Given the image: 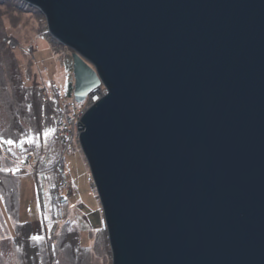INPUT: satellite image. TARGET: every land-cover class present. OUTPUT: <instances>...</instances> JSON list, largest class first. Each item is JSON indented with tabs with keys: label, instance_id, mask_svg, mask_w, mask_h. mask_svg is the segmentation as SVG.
<instances>
[{
	"label": "water",
	"instance_id": "1",
	"mask_svg": "<svg viewBox=\"0 0 264 264\" xmlns=\"http://www.w3.org/2000/svg\"><path fill=\"white\" fill-rule=\"evenodd\" d=\"M72 52L113 264H264V0H21Z\"/></svg>",
	"mask_w": 264,
	"mask_h": 264
},
{
	"label": "rangeland",
	"instance_id": "2",
	"mask_svg": "<svg viewBox=\"0 0 264 264\" xmlns=\"http://www.w3.org/2000/svg\"><path fill=\"white\" fill-rule=\"evenodd\" d=\"M73 81L72 52L50 36L44 14L24 8L20 0H0V137L18 142L0 146V264H113L79 131L68 152L57 133L61 113L70 115L63 93ZM71 99L76 101L74 93ZM45 130L52 131L45 136ZM33 137L35 142L28 143ZM55 139L60 156H66V192L72 196L50 234L45 209L52 208L51 180L39 176L54 167L56 153L50 151ZM19 142L28 146L21 149ZM31 149L36 150L35 159L28 154ZM37 235L43 239H32Z\"/></svg>",
	"mask_w": 264,
	"mask_h": 264
},
{
	"label": "trees",
	"instance_id": "3",
	"mask_svg": "<svg viewBox=\"0 0 264 264\" xmlns=\"http://www.w3.org/2000/svg\"><path fill=\"white\" fill-rule=\"evenodd\" d=\"M74 78V77H73ZM73 93H74V81L70 82L68 84V88L66 90V92L63 93V96L65 98H67L68 100L73 97ZM55 135V134H54ZM56 141V145L53 146V150L50 152H55L56 153V158L53 160V164L54 167L52 169H45L42 170L39 177H44L45 181H50L47 182L49 185V198L51 199L52 203V208L50 207L49 209L46 208V215L49 217L48 220L46 219L45 222H48L51 225V231L50 234H52L54 232V228H55V224L59 221L60 219V210L63 209L64 204H69L70 203V198L72 195H68V192H66L68 189V185L66 182V173L64 171V164H65V157H61L60 156V146L58 145L57 140ZM27 145L28 143H24V146ZM31 145V144H30ZM8 147H12L13 145ZM21 147V149L25 148V147ZM36 147V145H34ZM30 149V148H29ZM36 151V150H35ZM34 149L29 150L28 154H30L34 159L37 157V155L35 154ZM27 154V156H28ZM47 161V156L43 155V158L41 159V165L45 166V163ZM51 161V160H50ZM49 163V162H48ZM46 178H51L46 180ZM52 211V212H51ZM53 222L55 224H53Z\"/></svg>",
	"mask_w": 264,
	"mask_h": 264
},
{
	"label": "built area",
	"instance_id": "4",
	"mask_svg": "<svg viewBox=\"0 0 264 264\" xmlns=\"http://www.w3.org/2000/svg\"><path fill=\"white\" fill-rule=\"evenodd\" d=\"M106 92L107 89L102 84L88 96V103L87 101L79 103L74 99L65 100L67 103H64V105L65 107L69 108L70 115L68 114L66 116V113H61L59 117V123L57 124V133L60 141L62 142V147H64L67 152L71 149L72 142L74 141L75 136H77L76 132L79 131L81 122L80 119L84 112L91 105V103L98 101ZM62 211L63 210L61 209V215L63 214Z\"/></svg>",
	"mask_w": 264,
	"mask_h": 264
},
{
	"label": "snow or ice",
	"instance_id": "5",
	"mask_svg": "<svg viewBox=\"0 0 264 264\" xmlns=\"http://www.w3.org/2000/svg\"><path fill=\"white\" fill-rule=\"evenodd\" d=\"M49 131H52V130H45L43 132V135L47 136L49 134ZM37 135H39V134H37ZM27 142L28 143L35 142V137H33L32 139L27 140ZM17 143H18L17 141H14V140H11V139L4 140L3 137H0V146L5 145V144L11 146V145L17 144ZM19 146L23 147V142H19ZM32 239L39 241V240H41L43 238L37 235V236L32 237Z\"/></svg>",
	"mask_w": 264,
	"mask_h": 264
}]
</instances>
